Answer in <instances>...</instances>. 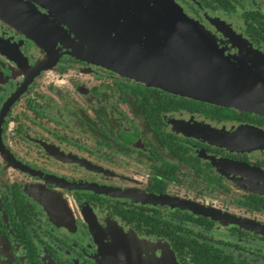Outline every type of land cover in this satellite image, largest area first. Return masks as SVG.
Returning a JSON list of instances; mask_svg holds the SVG:
<instances>
[{
    "label": "flooded vegetation",
    "instance_id": "af4514ba",
    "mask_svg": "<svg viewBox=\"0 0 264 264\" xmlns=\"http://www.w3.org/2000/svg\"><path fill=\"white\" fill-rule=\"evenodd\" d=\"M173 1L264 102V1ZM0 3V264H264V113L148 82L205 40L158 0Z\"/></svg>",
    "mask_w": 264,
    "mask_h": 264
},
{
    "label": "water",
    "instance_id": "95a60500",
    "mask_svg": "<svg viewBox=\"0 0 264 264\" xmlns=\"http://www.w3.org/2000/svg\"><path fill=\"white\" fill-rule=\"evenodd\" d=\"M158 1L167 7L166 13L175 24L173 26L175 32L189 33L191 39L200 37L205 40L203 44L205 47L201 49L204 56L195 59L190 54V58L188 56V59H180L179 62L187 64L184 68L174 67L169 70L162 68L167 70L168 74L163 73L160 69H152L156 76H149L148 82L207 102L264 113L263 101L252 99L250 95L249 100H246L248 93L246 76L236 75L238 73L235 65H232L233 60H229L209 42L207 36L209 32L179 10L173 0ZM2 5L0 3V16L9 14V11H5ZM176 62L178 61H174L175 64ZM260 62L264 63L263 60Z\"/></svg>",
    "mask_w": 264,
    "mask_h": 264
},
{
    "label": "rangeland",
    "instance_id": "374dc122",
    "mask_svg": "<svg viewBox=\"0 0 264 264\" xmlns=\"http://www.w3.org/2000/svg\"><path fill=\"white\" fill-rule=\"evenodd\" d=\"M164 264H172V259L169 258V256L166 254L165 258H164ZM162 264V263H161Z\"/></svg>",
    "mask_w": 264,
    "mask_h": 264
}]
</instances>
